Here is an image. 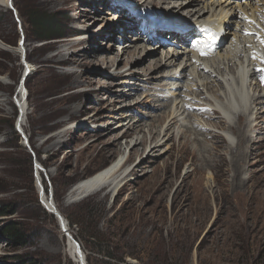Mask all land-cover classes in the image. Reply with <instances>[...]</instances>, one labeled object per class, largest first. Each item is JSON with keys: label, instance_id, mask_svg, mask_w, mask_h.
<instances>
[{"label": "rangeland", "instance_id": "374dc122", "mask_svg": "<svg viewBox=\"0 0 264 264\" xmlns=\"http://www.w3.org/2000/svg\"><path fill=\"white\" fill-rule=\"evenodd\" d=\"M118 1L12 0L9 8L0 0V206H10L0 216V229L16 222L25 233V242L18 247L0 233V264H75L59 251L66 241L58 219L44 205L39 172L45 197L50 196L58 206L89 264H264V121H261L263 128L254 133L244 148L246 152L242 151L248 158L242 162L239 174L231 168V161L233 152L241 147L230 150L228 143L234 140L236 146L237 139L232 140L235 135L228 128L225 131L206 126L208 131L227 138L225 143L219 137H208L200 127L191 129L194 135L185 132L183 138L185 128L180 123L167 129L166 136L162 134V143L152 142L149 139L152 136L145 132L152 126L160 129L159 115L170 110L168 106L158 112L154 101L158 96H168L171 104L177 96L172 91L154 93V83L144 85L135 76L155 73L164 77L173 67L166 70L163 65L156 66V60L180 47L174 46L176 40L172 36L165 48L157 46L156 52L155 49L141 52L136 55L138 58H129L130 62L119 63L121 56L113 67L91 62L93 57L85 54H89V49L98 48L108 53V57L100 53L101 57L114 58L121 52L125 37L132 40L138 36L133 33L138 32L137 28L129 32L123 28L126 24L123 15L144 14L140 11L144 0ZM118 5L125 7L119 10ZM165 6L168 8L161 9L164 12L160 10V15H182L180 18L194 21L186 11L179 14L171 10L173 5ZM133 7L138 11H132ZM34 9L58 13L66 36L39 40L29 17ZM171 33L163 38L174 35ZM233 34L218 50L220 54L228 52L235 38ZM238 40L244 54L248 41L239 36ZM144 42L141 39L130 48L141 47ZM59 52L62 55L51 59ZM83 52L88 57L85 62L70 64L73 62L68 58H76L74 53ZM240 54L241 51L238 57ZM62 56L68 62L55 60ZM233 57L232 63L240 66L242 61ZM182 61L183 57H179L178 62ZM74 72L78 76H72ZM189 73L188 70V77L180 78L182 84L188 83L189 90L179 91L189 96L183 103L200 107L187 111L196 120L210 106L208 103L219 100L203 85L199 89ZM79 76V84L73 85ZM253 78L247 77L246 81L250 93L246 108L250 107L255 92ZM49 80H53L50 85ZM21 87L25 93L24 125L28 137L16 123L20 114L17 94ZM154 88L160 90L162 86ZM263 88L261 84L260 89ZM222 93L223 90L217 94ZM58 98L64 99L59 103L64 102L65 111L47 117L52 108L50 102ZM75 107L78 112L69 114ZM134 120L139 132L123 137L122 132ZM167 126L168 123L164 129ZM110 131L119 135L118 145H109L113 139L109 138L113 134H108ZM145 134L148 143L138 144V151L132 149L135 140ZM54 136L59 139H51ZM200 152L216 163L196 172L195 168L199 169L203 161ZM116 161L122 163L117 190L111 185L68 197L76 183Z\"/></svg>", "mask_w": 264, "mask_h": 264}, {"label": "bare ground", "instance_id": "6f19581e", "mask_svg": "<svg viewBox=\"0 0 264 264\" xmlns=\"http://www.w3.org/2000/svg\"><path fill=\"white\" fill-rule=\"evenodd\" d=\"M1 1L3 3V6L9 7V4H11L12 0H1ZM127 1L128 3H130V0H127ZM118 2H121V1L119 0ZM169 4L170 6L173 5L171 9L172 11L175 12L176 10L179 12V14H180V11L181 12L186 11L187 15L190 16L191 19H194V21L189 22L183 18H180L182 17V15L181 16L179 15L176 17L175 15L173 17L160 15L159 11L161 9L163 10V9L168 8L165 5H169ZM127 5L129 6V4ZM150 6H156L157 8L160 7V9L153 10L152 8H150ZM124 7L125 6L118 5L116 9L119 8V10H121V9H124ZM133 10L136 11L138 9H135L133 7ZM162 10L161 12L163 13L164 11ZM97 11L99 10H95V12ZM140 11L144 13L142 14V16L138 14H134V16H131V17L126 14L123 15V18L126 19V24H124L125 26L123 28L126 29V32L133 31V29L136 30L137 28L138 32L133 31V33H135L134 36L136 35L138 36L137 37L132 36L134 37L132 38V40H130L128 36L127 38L125 37L123 46L121 47V52L117 53L114 58L110 56H109L110 58H107L108 53L100 52L98 48L97 50H95L96 49L95 47L92 49H89V54L86 52L85 54H87V56L89 57H93V60L91 62H93L94 64L107 63V65H110L113 67L117 60V57L121 56V60L119 61V63L120 62H130L131 60H129V58H132V59H134L135 57L138 58V56L136 55L141 52H145L149 49H153V50L155 49L154 51L156 52L157 46L165 48V46H163L161 43L157 44L153 37L149 39V36L152 35L153 28L149 27L145 22L141 23L143 17L147 18L150 21L154 19L153 23L157 26L156 29L159 35L162 34L164 36V34L166 35L167 33L172 32L174 34L172 35L174 38V41L178 40L179 43L183 42L185 44L190 43L191 46L192 44H194L192 42L194 41V38H196V36H192L186 40L187 35L192 34L196 29H198L199 27H204V26H210L214 29L216 37L217 39H219V43H217L216 49H219V47H221L227 40H229L231 34L233 33H234L233 35H235L236 37L242 34L243 39L248 41V43H250L248 47H245L246 44L244 45L246 50L244 54H242L243 49L240 50V46H239L240 43H239V40L237 39L238 41L236 40V43L230 42V45L228 46V49L226 50L228 51L226 55L225 54L222 55L220 54V52H218L216 57L211 58L210 60L208 59L209 57H207L208 55L202 50L196 51L195 49H192V51H190V49H188V47H191L190 45H182L179 50L177 49L170 50L169 52L165 54V56L162 55V57H160L159 60H156V66L163 65L162 67L165 68L166 70H168L169 67H173L172 69H169L168 71H166L167 73L164 74V77H162L161 75L157 76L155 75V73L146 75L147 77L138 76V75L135 76L136 80L139 83H142L144 85L154 83V87L155 85L162 86L160 90L155 89L153 87L154 93L160 92L161 94H163L164 92L172 91V93L177 96L173 99V102H171V104H168V101H167L169 99L168 96L161 95L160 97L159 96L157 97L155 94H152L153 98L157 97V99L154 102H155V109H158V112H160L162 109L168 106L170 107V110L168 113L165 112L166 113L165 115H161V114L159 115L158 120H159V123H161L160 124L161 128L154 129L153 126L151 125L152 129L149 130V132L148 131L145 132V133H148L149 136H152L149 138V139H152V142H155L156 145H158L162 140L161 139L162 134L166 136L167 129H170V128L172 129L173 128L172 126H174L175 124L178 125V123H180V126L185 128V130H183L182 132L181 137H183L185 135V132L187 131L193 134L191 129L194 130L196 127H200V128L205 129L208 137H219L225 143V141H227L226 140L227 138L222 136L220 133L218 134L216 132L212 133L211 131H208L209 129L206 128V126H211L219 130H225V131H227V128H228V130H231L233 134L235 135V138H232V140L237 139L236 146H235V142H233L234 140L228 143L230 150L232 149L234 150V148L237 149L241 147V150L237 149L238 150V151L236 150L237 152H233L234 159L231 161V168L233 169L235 173L239 174L238 172L241 168L242 162L245 163L248 158V155L244 154L242 151L244 150L245 147H248V143L252 140L253 138L252 136H254V133L257 130L263 128L261 121H264V112H263L264 111V91H263L264 88L260 89V86L262 83H264L262 82V77H264V72L257 71V69L253 67V65H255L257 68L262 67L264 69V63H261V58H262L261 56L264 54V47H262L261 45L262 44L261 40L264 39V0H256V1L250 2L249 4L248 3L247 4H237V3H233L231 0H183V1L182 0H144L143 6L140 9ZM138 16H140L139 19L137 18ZM157 20L167 28L166 31H164L161 26H158L156 22ZM250 21H252V23H250ZM181 22H185V23L181 24ZM123 23L125 22L123 21ZM140 23L141 25L138 27V24ZM142 26L145 27L144 31H140ZM115 27H117L116 23L113 24L114 29ZM248 31L254 32L256 34L255 35L245 34ZM143 35H146L147 37L144 39ZM258 35H260V37ZM141 39L143 42L144 41L146 42V43L144 42L143 46L140 47V45L139 46L137 45L135 48H130L133 44H137V42L140 41ZM258 42L261 44H259ZM75 44H80V43L76 42ZM154 44H157V45H154ZM20 45L24 47V43L23 44L21 43ZM111 45H113V48L115 47L116 49L117 47L116 44H113L111 42ZM125 45H127L128 47H126ZM240 51H241V54H240L241 57L239 58L238 54L240 53ZM100 53L107 55V57H101ZM60 55H62V52H59L57 55L52 56L51 59L58 58ZM233 55L238 57L242 61L240 66L237 62L232 63L234 59ZM253 55L256 57L255 59H253L252 57ZM74 56H77V57L76 58L67 57L68 59H71L73 62V63H70L71 61H69L70 64L80 63L79 62L80 60L82 62H85L84 59L88 58L84 55V52L78 53V54L74 53ZM179 57H183L182 63L178 62ZM55 60L58 62L62 60L63 62H68L66 58H63V56ZM30 69L29 71L31 73L33 69L32 68ZM188 70L191 72L190 74L194 77L195 81H197L199 89L203 85L204 88H206L208 92L210 91L214 92L215 95H217L216 99L219 100V102L217 103H214V102L211 104L208 103L207 105H210V106L208 107V109L205 110L208 113L204 111L200 112L199 115H201V118L197 117L196 120H192V117L194 115L187 111L191 109H197V106L190 105L187 102L183 103L185 102L184 99L189 98V96H186L185 94H180V91H179L181 88L184 90H189L190 86L188 85V83L184 85L180 82V80L183 77L185 78L188 77V74H187ZM76 74L77 73L74 72L72 76H78ZM249 74L253 76L254 77L253 79H256L257 82L255 84V92L253 93V96L251 97L250 107L246 108L247 103L249 101V96H250L248 87H246V81H247V77H249ZM51 75H53V73ZM66 75L68 74L66 73ZM69 75H68V78H69ZM220 76H222V79L224 80L223 82ZM57 78L60 79V76L58 73H57ZM169 78L175 80V82H171V80H167ZM53 80L51 81L49 80L48 85L52 84ZM79 82H80V76L77 77L73 81V85L79 84ZM98 82L99 81H96V82L94 81V83H98ZM200 82H202V84ZM215 82H218V84L216 85ZM173 86L176 87V90H173ZM164 87H165V90H164ZM166 87H167V90H166ZM214 87H219V88L218 89L216 88L215 90ZM222 90H223V93L218 95L217 93ZM200 95H202L201 92H200ZM17 97H18V105L20 107L19 108L20 114L17 118L18 121L16 123H18L17 125L19 127L23 128L24 133L28 137L27 129L25 128V125H24L27 114L25 113L26 102H25V93L23 91V87H21L19 93L17 94ZM61 100H64V99H60V98L53 99L50 102L52 104V108H51V111L47 114V117L55 116L65 111V107L62 106L64 102L62 104L59 103ZM151 100L152 99H150V101ZM57 103H59L60 105ZM70 111L71 113L69 114H76V112H78L76 110V107ZM261 111L262 113H259ZM211 114H214V115H211ZM216 115H218L217 119L213 120V117ZM73 116L74 115H71V117ZM157 117L155 115L154 119H156ZM234 118H236V122L234 121ZM136 122L137 121L134 120V122L128 125L126 130L122 132L123 137L129 138L133 136L135 133H137V131L139 132V126L135 125L137 124ZM166 123H168V126L166 129H164V126ZM147 125H145V127ZM140 130L145 131L144 128H141ZM199 130L200 129H198L197 131ZM111 132L113 133V131H110V133L108 134H111ZM212 134L213 136H210ZM227 134L230 137H232L230 132H227ZM143 136L144 137H142L141 139L137 138L135 140L132 149L136 148L138 144H141V146H145L148 143L147 134ZM118 137L119 135L117 136L114 133L111 134L109 138H113V139H112L111 144L109 145L110 146L112 145L114 146L116 144L118 145L119 143ZM55 138L59 139L58 136H54L51 139H55ZM194 139H196V136L194 137ZM207 146H209L210 149L212 148L210 145L205 144V147ZM138 150H139L138 148L135 149V151H138ZM200 150H201V146H200ZM199 155L203 157V161L201 164L199 163L200 164L198 165L199 169L195 168L196 172L202 171L203 169L207 168V166H209L212 163H216V160L214 159L211 161H208L203 155V153L201 152ZM218 155L219 154H217V156ZM121 165L122 163H118V161L113 162L112 164L108 165L107 167L98 171L92 176L79 181L71 188V190L68 193V197L73 198L83 193L89 192L91 190L105 187V186H111V185H114V190H117V188L119 187L118 179L120 178V176H118V173H119V170L121 169ZM37 177H38V185L41 187L42 185H40V179H41L40 172ZM42 194L44 196L46 208L51 211H54V209H56L59 212V214L62 217H64L62 213L60 212L56 203L53 201V199H51L50 196L45 197L44 191L42 192ZM64 220L67 221L65 218ZM65 227L66 229L62 228L61 226L62 237L66 241L65 247L63 249H61L60 247L59 251L64 256L69 257V259L71 258L75 264H89L86 254L84 253V251H82L81 245L75 239L73 232L69 228V224L66 225ZM81 252L83 253V256Z\"/></svg>", "mask_w": 264, "mask_h": 264}, {"label": "trees", "instance_id": "16d2710c", "mask_svg": "<svg viewBox=\"0 0 264 264\" xmlns=\"http://www.w3.org/2000/svg\"><path fill=\"white\" fill-rule=\"evenodd\" d=\"M29 17L31 25L38 32L39 40H51L66 36L62 19L58 13L41 12L38 9L30 10ZM10 206H0V216L5 215ZM14 210V209H12ZM4 239L12 246L18 247L25 242V233L20 229L19 223L10 222L0 229Z\"/></svg>", "mask_w": 264, "mask_h": 264}, {"label": "water", "instance_id": "95a60500", "mask_svg": "<svg viewBox=\"0 0 264 264\" xmlns=\"http://www.w3.org/2000/svg\"><path fill=\"white\" fill-rule=\"evenodd\" d=\"M23 41V40H22ZM21 41V42H22ZM23 43V42H22ZM27 73H29V72H27ZM24 134V133H23ZM25 141L27 142V139H25ZM40 169V168H39ZM42 170V169H41ZM40 185H42V182H41V180H40ZM40 187V186H39ZM40 190H41V192H43L44 190H43V188H42V186L40 187ZM45 202V201H44ZM44 205H45V203H44ZM46 207V206H45ZM52 214H54L55 216H56V218L59 220V222H60V225L62 226V228H64V229H66V225H68V222L67 221H65L64 220V217H62L60 214H59V212L56 210V209H54V211H51V210H49ZM64 225V226H63ZM68 231V230H67ZM82 253V252H81ZM82 256H83V253H82Z\"/></svg>", "mask_w": 264, "mask_h": 264}, {"label": "snow or ice", "instance_id": "6c2138e0", "mask_svg": "<svg viewBox=\"0 0 264 264\" xmlns=\"http://www.w3.org/2000/svg\"><path fill=\"white\" fill-rule=\"evenodd\" d=\"M250 23H252V21H250ZM205 31L207 32L208 30L205 29ZM245 34H252L255 35L254 33H245ZM209 35L213 38V40L215 39V33H209ZM261 43H264V39L261 40ZM204 54V53H202ZM256 57L253 56V59H255ZM261 63H264V58H261ZM257 71H262L264 72V69H258ZM262 82H264V77H262Z\"/></svg>", "mask_w": 264, "mask_h": 264}]
</instances>
